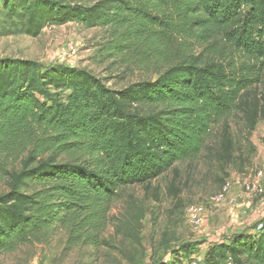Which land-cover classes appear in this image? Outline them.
<instances>
[{
  "label": "trees",
  "instance_id": "1",
  "mask_svg": "<svg viewBox=\"0 0 264 264\" xmlns=\"http://www.w3.org/2000/svg\"><path fill=\"white\" fill-rule=\"evenodd\" d=\"M86 1L7 0L0 36L38 37L68 23L100 27L110 31L104 57L158 77L114 90L87 69L0 58V179L9 190L0 195V254L43 244L56 230L69 248H98L121 192L173 172L167 192L177 197L178 166L214 151L208 141L216 129L220 162L242 168L256 153L264 0ZM184 35L222 49L173 52ZM235 115L243 143L233 134ZM229 262L264 264V230L214 243L203 264Z\"/></svg>",
  "mask_w": 264,
  "mask_h": 264
},
{
  "label": "rangeland",
  "instance_id": "2",
  "mask_svg": "<svg viewBox=\"0 0 264 264\" xmlns=\"http://www.w3.org/2000/svg\"><path fill=\"white\" fill-rule=\"evenodd\" d=\"M5 1L0 0V7ZM53 1L90 4L86 0ZM109 39L107 29L68 23L46 28L38 37L0 36V58L38 61L45 67L65 65L87 69L114 90L157 79L154 70L143 72L104 57L101 51ZM200 42L197 36L184 35L174 41L172 51L182 53L188 47L195 54L207 55L222 49L221 43L214 40L211 44ZM210 46L212 50L207 51ZM257 94L263 100L264 87ZM230 123L233 134L245 142L242 118L235 115ZM219 133L216 129L208 141L214 151L219 147ZM250 141L256 153L251 163L242 168L220 162L210 150H205L197 160L178 166L177 197L167 192L168 185L175 182L173 172L153 181L149 187L137 185L122 191L109 213L98 248H69L66 235L56 230L43 244L0 254V264H183L193 256L205 261L214 243L230 244L239 237H257L258 226L264 224V193H247L243 187L254 181L258 172L264 175V120L258 123ZM227 181L232 183V192L223 203L212 202L222 183ZM261 185L264 190V178ZM8 191L6 180L0 179V195ZM193 205L205 210V222L198 228L188 219V209Z\"/></svg>",
  "mask_w": 264,
  "mask_h": 264
},
{
  "label": "built area",
  "instance_id": "3",
  "mask_svg": "<svg viewBox=\"0 0 264 264\" xmlns=\"http://www.w3.org/2000/svg\"><path fill=\"white\" fill-rule=\"evenodd\" d=\"M264 178L263 172H258L256 175V179L252 182L245 183L243 190H246L247 193H264L263 187L261 185V181ZM232 192V183L225 182L221 191L212 198V202L216 204L223 203L228 195ZM188 219L190 223L196 228L202 226L205 222V210L202 206H191L188 209ZM264 230V224H260L257 228V232L261 233ZM204 260L201 257L197 258L196 256L191 257L187 262L183 264H203ZM228 264H232L229 262Z\"/></svg>",
  "mask_w": 264,
  "mask_h": 264
}]
</instances>
